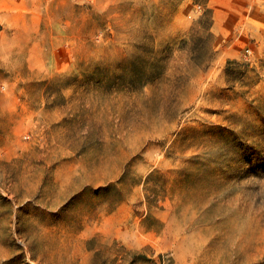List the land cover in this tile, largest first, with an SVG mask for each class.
I'll list each match as a JSON object with an SVG mask.
<instances>
[{
  "label": "rangeland",
  "instance_id": "rangeland-1",
  "mask_svg": "<svg viewBox=\"0 0 264 264\" xmlns=\"http://www.w3.org/2000/svg\"><path fill=\"white\" fill-rule=\"evenodd\" d=\"M0 264H264V0H0Z\"/></svg>",
  "mask_w": 264,
  "mask_h": 264
}]
</instances>
